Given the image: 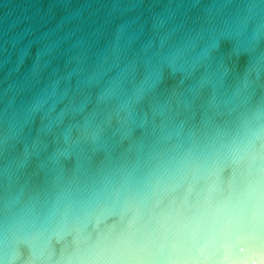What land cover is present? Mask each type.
<instances>
[{
    "label": "clouds",
    "instance_id": "obj_1",
    "mask_svg": "<svg viewBox=\"0 0 264 264\" xmlns=\"http://www.w3.org/2000/svg\"><path fill=\"white\" fill-rule=\"evenodd\" d=\"M216 8L201 32L172 51L158 48L131 88L123 73L97 81L96 107L106 116L84 114L71 145L46 157L24 146L6 162L15 187L6 183L0 198V264H217L207 249L233 231H216L220 217L264 230V0ZM205 32L232 41L244 62L214 69L210 49L194 60ZM201 69L188 95L173 89L160 99L166 76L184 84ZM55 94L53 86L28 113ZM23 126L17 119L12 127ZM259 243L250 264H264Z\"/></svg>",
    "mask_w": 264,
    "mask_h": 264
},
{
    "label": "water",
    "instance_id": "obj_2",
    "mask_svg": "<svg viewBox=\"0 0 264 264\" xmlns=\"http://www.w3.org/2000/svg\"><path fill=\"white\" fill-rule=\"evenodd\" d=\"M220 0H0V198L6 183L15 187V177L5 180L6 162L12 165L22 148L35 147L40 156H50L61 144L71 145L78 135L74 124L82 126L83 115L98 112L96 95L101 85L123 73L124 87L139 81L144 67L155 62V52L175 49L181 39L201 32L205 18L215 15ZM197 40L198 60L211 50V66L242 64L237 61L234 43L213 41L205 32ZM203 70L179 83V78L166 76L158 88L163 100L173 89L188 95V88ZM56 94L34 114L28 106L38 97ZM207 92L201 96L207 98ZM71 101V103H69ZM54 110L50 111L52 106ZM145 109L147 103L142 105ZM141 107V106H138ZM81 115L73 118L72 113ZM17 119L22 129L13 128ZM115 123V121H113ZM7 141V142H6ZM55 141V143H54ZM79 153L80 146H73ZM90 149L85 147L81 161L87 160ZM218 233L233 231L218 244H210L206 255L217 264H250L261 251L259 241L264 230L239 224L227 215L213 226ZM244 227L252 239L235 231Z\"/></svg>",
    "mask_w": 264,
    "mask_h": 264
}]
</instances>
